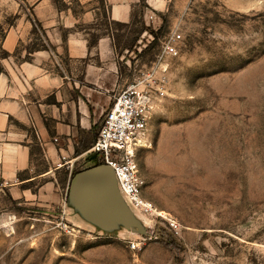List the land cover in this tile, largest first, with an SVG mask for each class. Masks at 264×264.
I'll use <instances>...</instances> for the list:
<instances>
[{
  "label": "rangeland",
  "instance_id": "obj_1",
  "mask_svg": "<svg viewBox=\"0 0 264 264\" xmlns=\"http://www.w3.org/2000/svg\"><path fill=\"white\" fill-rule=\"evenodd\" d=\"M99 2L130 80L181 35L137 158L148 204L123 198L144 233L76 206L70 180L96 164L85 156L56 173L60 195L0 189V264H264V0H179L156 29L115 24Z\"/></svg>",
  "mask_w": 264,
  "mask_h": 264
},
{
  "label": "crops",
  "instance_id": "obj_2",
  "mask_svg": "<svg viewBox=\"0 0 264 264\" xmlns=\"http://www.w3.org/2000/svg\"><path fill=\"white\" fill-rule=\"evenodd\" d=\"M102 3L111 22L138 18L154 29L180 5ZM102 15L99 0H0V189L11 195H60L56 173L88 156L104 112L131 81L120 68L114 31L97 25ZM34 20L52 48L36 50L27 60Z\"/></svg>",
  "mask_w": 264,
  "mask_h": 264
},
{
  "label": "built area",
  "instance_id": "obj_3",
  "mask_svg": "<svg viewBox=\"0 0 264 264\" xmlns=\"http://www.w3.org/2000/svg\"><path fill=\"white\" fill-rule=\"evenodd\" d=\"M180 42L181 35L171 31L162 43L157 63L142 70L114 96L94 143L86 151L88 155L96 153L98 163L113 170L120 195L133 205H146L141 197L145 180L137 158L139 150L151 144L149 124L155 98L166 92L167 67L160 68L161 62L178 55ZM159 70L162 72L158 77Z\"/></svg>",
  "mask_w": 264,
  "mask_h": 264
},
{
  "label": "water",
  "instance_id": "obj_4",
  "mask_svg": "<svg viewBox=\"0 0 264 264\" xmlns=\"http://www.w3.org/2000/svg\"><path fill=\"white\" fill-rule=\"evenodd\" d=\"M88 156L96 164L75 173L70 180L69 189L76 206L90 221L103 227L120 223L144 233L142 223L120 195L113 170L99 164L96 153Z\"/></svg>",
  "mask_w": 264,
  "mask_h": 264
},
{
  "label": "trees",
  "instance_id": "obj_5",
  "mask_svg": "<svg viewBox=\"0 0 264 264\" xmlns=\"http://www.w3.org/2000/svg\"><path fill=\"white\" fill-rule=\"evenodd\" d=\"M145 0H142V5L145 6L144 4ZM34 24V28H33V39L30 42V44L27 46V55H26V59H31V54L36 51V50H40V49H50L52 48V45L48 42L47 40V35L45 30L43 29V27L40 25V23L37 20L33 21ZM118 25H122V26H128L129 24H122V23H115ZM1 31V29H0ZM4 36V32L0 33V41L1 38ZM96 39H93L90 41L91 46L95 43ZM1 54L3 56H8L9 53L5 52V51H1Z\"/></svg>",
  "mask_w": 264,
  "mask_h": 264
},
{
  "label": "bare ground",
  "instance_id": "obj_6",
  "mask_svg": "<svg viewBox=\"0 0 264 264\" xmlns=\"http://www.w3.org/2000/svg\"><path fill=\"white\" fill-rule=\"evenodd\" d=\"M148 204V202L146 203ZM158 215L164 214V212H157Z\"/></svg>",
  "mask_w": 264,
  "mask_h": 264
}]
</instances>
